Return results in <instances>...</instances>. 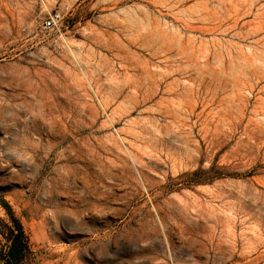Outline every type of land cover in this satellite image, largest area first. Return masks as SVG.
Here are the masks:
<instances>
[{
  "label": "rangeland",
  "instance_id": "374dc122",
  "mask_svg": "<svg viewBox=\"0 0 264 264\" xmlns=\"http://www.w3.org/2000/svg\"><path fill=\"white\" fill-rule=\"evenodd\" d=\"M0 200L37 264H264V0H0Z\"/></svg>",
  "mask_w": 264,
  "mask_h": 264
},
{
  "label": "trees",
  "instance_id": "16d2710c",
  "mask_svg": "<svg viewBox=\"0 0 264 264\" xmlns=\"http://www.w3.org/2000/svg\"><path fill=\"white\" fill-rule=\"evenodd\" d=\"M7 220L0 218V264H37L28 233L7 202L0 200Z\"/></svg>",
  "mask_w": 264,
  "mask_h": 264
},
{
  "label": "built area",
  "instance_id": "2783aa9c",
  "mask_svg": "<svg viewBox=\"0 0 264 264\" xmlns=\"http://www.w3.org/2000/svg\"><path fill=\"white\" fill-rule=\"evenodd\" d=\"M62 15L60 11H54L43 22L44 30L59 31L62 26Z\"/></svg>",
  "mask_w": 264,
  "mask_h": 264
},
{
  "label": "bare ground",
  "instance_id": "6f19581e",
  "mask_svg": "<svg viewBox=\"0 0 264 264\" xmlns=\"http://www.w3.org/2000/svg\"><path fill=\"white\" fill-rule=\"evenodd\" d=\"M53 106H55V105H53ZM52 106V107H53ZM67 129V128H66ZM50 135L52 136V137H55L56 136V134L55 133H53V131L51 130L50 132ZM70 134V133H69ZM79 134V133H78ZM69 138V137H68ZM75 139V138H74ZM40 144L39 143H33V146H35V147H37V146H39ZM55 145H57V144H55ZM59 153V152H58ZM57 156V155H56ZM65 179V181L66 182H68V181H70V180H77L78 179V176L76 175V173H73V172H68V174H67V176L64 178ZM83 189L85 190V192H86V194L88 195L89 194V192H88V188L86 187V186H84L83 187ZM47 196V195H46ZM90 196V195H89ZM69 206V205H68ZM82 244V243H81Z\"/></svg>",
  "mask_w": 264,
  "mask_h": 264
}]
</instances>
